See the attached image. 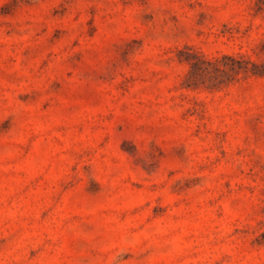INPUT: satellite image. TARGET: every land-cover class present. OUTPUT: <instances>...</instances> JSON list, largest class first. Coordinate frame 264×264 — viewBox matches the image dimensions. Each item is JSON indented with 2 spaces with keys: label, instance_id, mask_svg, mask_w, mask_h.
<instances>
[{
  "label": "rangeland",
  "instance_id": "374dc122",
  "mask_svg": "<svg viewBox=\"0 0 264 264\" xmlns=\"http://www.w3.org/2000/svg\"><path fill=\"white\" fill-rule=\"evenodd\" d=\"M0 264H264V0H0Z\"/></svg>",
  "mask_w": 264,
  "mask_h": 264
},
{
  "label": "trees",
  "instance_id": "16d2710c",
  "mask_svg": "<svg viewBox=\"0 0 264 264\" xmlns=\"http://www.w3.org/2000/svg\"><path fill=\"white\" fill-rule=\"evenodd\" d=\"M194 56H196V55H194ZM228 58H230V57H228ZM199 60L202 62H205L207 65H213L214 64V62L202 60L198 56H196V61H190L189 59H186V62L190 65L191 71L197 70L199 68V65H198ZM254 74H256V73H254Z\"/></svg>",
  "mask_w": 264,
  "mask_h": 264
}]
</instances>
